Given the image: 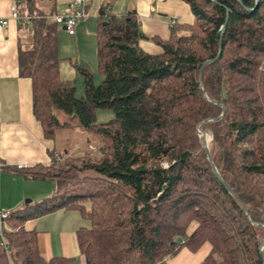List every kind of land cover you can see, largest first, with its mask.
Here are the masks:
<instances>
[{"label": "trees", "instance_id": "1", "mask_svg": "<svg viewBox=\"0 0 264 264\" xmlns=\"http://www.w3.org/2000/svg\"><path fill=\"white\" fill-rule=\"evenodd\" d=\"M14 1L28 18L20 26L30 29L28 48L17 52L18 75L30 80L42 138L53 143L68 127L57 115H73L103 152L76 158L51 149L47 164L0 167L55 184L28 210L9 211L0 264H61L41 257L36 232L24 228L58 209L80 217L75 239L84 264H166L203 244L198 264H264V0H179L192 23L151 38L157 54L138 47L133 11L99 10L102 80L94 85L76 68L79 97L59 79L53 0ZM97 110L113 118L95 124ZM198 133L210 140L209 158Z\"/></svg>", "mask_w": 264, "mask_h": 264}, {"label": "crops", "instance_id": "2", "mask_svg": "<svg viewBox=\"0 0 264 264\" xmlns=\"http://www.w3.org/2000/svg\"><path fill=\"white\" fill-rule=\"evenodd\" d=\"M74 1L53 0L52 16H66L72 13L71 5ZM96 3L94 10H97L100 1L96 0ZM12 6L21 16L19 3H15L14 0H0V21H6L4 26L0 25V167L47 164L49 161L47 151L55 148L52 142L42 138L40 129L32 117L30 80L18 75L17 52L18 49L28 48L30 29L25 25L20 26L22 24L20 22L8 19ZM129 6L135 14L138 31L145 38L139 39L137 43L145 53L159 52L150 39L157 37L165 40L168 37L169 22L176 25L192 23L187 5L179 0H129ZM97 12L92 13V18L88 17L86 8L84 20L76 23L72 36L78 42V46L82 36L85 38L93 36L94 39ZM22 179L23 183L49 180ZM50 186L51 189L45 195L54 190V185ZM50 186L48 185V189ZM21 195L25 196V190H22ZM18 205V201L10 203L4 199L2 202L0 199L2 209L12 211ZM79 224L80 217L75 210L58 209L27 220L24 228L36 232L38 253L44 259L61 257L65 259L61 264H84L75 239V229ZM207 250V244H203L196 251L203 253L199 261ZM190 254L192 253L186 249H181L175 257L168 260V263L183 264L181 261ZM193 258H190L191 261Z\"/></svg>", "mask_w": 264, "mask_h": 264}, {"label": "rangeland", "instance_id": "3", "mask_svg": "<svg viewBox=\"0 0 264 264\" xmlns=\"http://www.w3.org/2000/svg\"><path fill=\"white\" fill-rule=\"evenodd\" d=\"M85 1L87 3L88 17L91 18L92 13H95L99 10H103L106 14L111 15L115 13L125 14L132 11V9L129 8V0H99L100 5L97 10H94L97 4L96 0ZM21 5L22 4L20 2L18 9L21 8ZM38 5L43 6L42 3ZM61 27L62 26L57 25L55 31L59 79L61 81L70 82L75 89V96L79 97L82 94V80L76 68L80 67L87 70L92 75V82L94 85H98L102 80V77L96 72L95 37L93 39V36H89V38H85V36H82L78 46V42H76V39L72 35L68 36L65 31L61 29ZM63 116V114H58L57 118L60 122L67 123L68 127L56 132L53 139L55 150L60 154L66 153L68 157L78 158L83 154V152H88L90 156H99L103 152V148L101 147V145L96 142L92 136L87 135L83 132L73 115L71 117ZM112 118L113 115L110 111L97 110L95 112L94 122L95 124H101L109 121ZM198 135H202L205 138L206 144L208 146L210 141L209 138L203 133H198ZM48 185H54L55 188L54 181L52 182V180L23 183V179L20 176L12 174L6 170L0 171L1 201L3 202L4 199L6 202L10 203H12L13 201L19 202L18 207H10L13 208L12 211L28 210L27 205L33 204L41 200L43 197L48 196L51 193L50 191L48 195H45L51 189V186L48 189ZM22 190H25L24 197L23 195H21ZM4 225L6 228V222H4ZM202 254L203 253L201 251L192 253L190 254V256H188V258L183 259L181 262L183 264H198ZM192 257L194 258L191 261L190 258ZM168 260L166 261V264H169Z\"/></svg>", "mask_w": 264, "mask_h": 264}, {"label": "built area", "instance_id": "4", "mask_svg": "<svg viewBox=\"0 0 264 264\" xmlns=\"http://www.w3.org/2000/svg\"><path fill=\"white\" fill-rule=\"evenodd\" d=\"M73 10L72 13L66 16H57L54 15L49 18L50 22L64 27V31L67 35L71 36L74 32L76 23L85 18V0H75L71 5ZM9 20L17 21L20 23H28V18L25 16H20L17 10L12 6L9 9ZM6 21H0V25L4 26ZM172 22H169L168 26L172 25ZM20 168L21 166H17ZM9 211L0 208V246L6 251L7 247L3 241L2 229L4 227V220L8 216Z\"/></svg>", "mask_w": 264, "mask_h": 264}, {"label": "water", "instance_id": "5", "mask_svg": "<svg viewBox=\"0 0 264 264\" xmlns=\"http://www.w3.org/2000/svg\"><path fill=\"white\" fill-rule=\"evenodd\" d=\"M255 7H256V6H255ZM255 7H254V8H255ZM61 29L64 31V27H63V26L61 27ZM139 38H140V39H145L142 35H140ZM219 52H220V49H219V47H218V54H217L216 58L218 57ZM216 58H215V59H216ZM208 63H209V61L206 62L203 66H205V65L208 64ZM203 66H202V67H203ZM203 141H204V151H205L206 157L209 158L208 150H207V148H206V140L203 139Z\"/></svg>", "mask_w": 264, "mask_h": 264}, {"label": "bare ground", "instance_id": "6", "mask_svg": "<svg viewBox=\"0 0 264 264\" xmlns=\"http://www.w3.org/2000/svg\"><path fill=\"white\" fill-rule=\"evenodd\" d=\"M206 136V135H205Z\"/></svg>", "mask_w": 264, "mask_h": 264}]
</instances>
